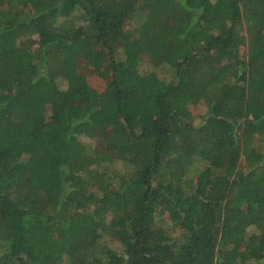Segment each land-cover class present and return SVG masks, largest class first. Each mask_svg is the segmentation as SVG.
<instances>
[{"label": "trees", "instance_id": "obj_1", "mask_svg": "<svg viewBox=\"0 0 264 264\" xmlns=\"http://www.w3.org/2000/svg\"><path fill=\"white\" fill-rule=\"evenodd\" d=\"M0 264H264V0H0Z\"/></svg>", "mask_w": 264, "mask_h": 264}, {"label": "rangeland", "instance_id": "obj_2", "mask_svg": "<svg viewBox=\"0 0 264 264\" xmlns=\"http://www.w3.org/2000/svg\"><path fill=\"white\" fill-rule=\"evenodd\" d=\"M96 49V47H95ZM99 48L97 50V55L95 57H87L88 55L84 56V57H80L79 61H78V65H80V73L82 75H84V77H86V82L88 87L94 89V91H99L100 89H102L106 82V71L103 70V68H99L97 71L99 73H95L93 72V64H98L100 66H103L105 68L104 65V58L102 56L99 55L98 53ZM106 69V68H105ZM107 130H104V132L102 133V136H100V138L98 139V146L100 148H107V138L109 135V128H106Z\"/></svg>", "mask_w": 264, "mask_h": 264}]
</instances>
